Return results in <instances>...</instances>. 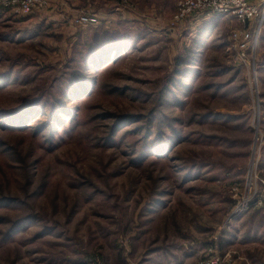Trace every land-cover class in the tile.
<instances>
[{"label":"rangeland","instance_id":"374dc122","mask_svg":"<svg viewBox=\"0 0 264 264\" xmlns=\"http://www.w3.org/2000/svg\"><path fill=\"white\" fill-rule=\"evenodd\" d=\"M180 1L0 6V264H264L263 0Z\"/></svg>","mask_w":264,"mask_h":264},{"label":"built area","instance_id":"2783aa9c","mask_svg":"<svg viewBox=\"0 0 264 264\" xmlns=\"http://www.w3.org/2000/svg\"><path fill=\"white\" fill-rule=\"evenodd\" d=\"M47 3V0H0L1 7L13 11L15 14L33 12L44 8ZM262 4H264V0ZM259 8L260 6L253 5L248 0H181L178 4L175 21L179 23L188 17H195L196 15L200 18L224 15L225 17H235L245 22L255 16H260ZM262 8L264 9V6ZM246 37V33L241 32L234 33L232 39L234 42L237 41L243 45ZM200 264H220V258L206 260V262L202 261Z\"/></svg>","mask_w":264,"mask_h":264},{"label":"trees","instance_id":"16d2710c","mask_svg":"<svg viewBox=\"0 0 264 264\" xmlns=\"http://www.w3.org/2000/svg\"><path fill=\"white\" fill-rule=\"evenodd\" d=\"M96 43H95V45L91 48V57H92V55H93V53H96L98 50L100 51L101 49V52H100V55H98L97 56V54H96V56L97 57H94V58H92L91 60H90V65H91V67L93 68V66H95V64H94V61H96L98 58H101V59H103V60H107V59H109V57H112V55L111 54H115V55H117L119 52H120V49H118V48H113L110 52H108V50H106V49H110V47L108 46V41H105V40H103V41H95ZM107 52V53H106ZM114 55V56H115ZM100 59V60H101ZM97 64H99L98 62H97ZM94 70H96V71H98V68H97V66L95 67V69ZM77 80L80 82L81 81V79H80V77H77V78H75L74 80H72L70 83H69V85H73V84H75V82H77ZM83 82H85L84 80H82V82H80V83H78V84H82ZM76 86V85H75ZM86 88H88V87H86ZM144 159V157L143 158H141L139 161H142ZM7 203L8 202H10L9 200L8 201H6ZM0 205H3V204H0ZM18 224V223H17ZM10 234V233H9Z\"/></svg>","mask_w":264,"mask_h":264},{"label":"bare ground","instance_id":"6f19581e","mask_svg":"<svg viewBox=\"0 0 264 264\" xmlns=\"http://www.w3.org/2000/svg\"><path fill=\"white\" fill-rule=\"evenodd\" d=\"M223 17H225L224 15H222Z\"/></svg>","mask_w":264,"mask_h":264}]
</instances>
